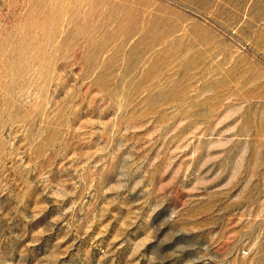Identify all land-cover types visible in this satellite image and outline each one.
Masks as SVG:
<instances>
[{"label":"rangeland","instance_id":"374dc122","mask_svg":"<svg viewBox=\"0 0 264 264\" xmlns=\"http://www.w3.org/2000/svg\"><path fill=\"white\" fill-rule=\"evenodd\" d=\"M0 264H264V0H0Z\"/></svg>","mask_w":264,"mask_h":264}]
</instances>
